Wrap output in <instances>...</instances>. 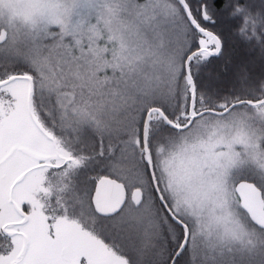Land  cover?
<instances>
[{
	"label": "snow or ice",
	"instance_id": "1",
	"mask_svg": "<svg viewBox=\"0 0 264 264\" xmlns=\"http://www.w3.org/2000/svg\"><path fill=\"white\" fill-rule=\"evenodd\" d=\"M0 264H264V0H0Z\"/></svg>",
	"mask_w": 264,
	"mask_h": 264
}]
</instances>
